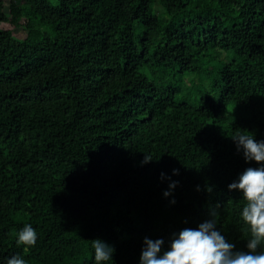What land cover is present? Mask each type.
Listing matches in <instances>:
<instances>
[{"label": "trees", "instance_id": "16d2710c", "mask_svg": "<svg viewBox=\"0 0 264 264\" xmlns=\"http://www.w3.org/2000/svg\"><path fill=\"white\" fill-rule=\"evenodd\" d=\"M0 25V264H95L97 237L139 264L146 236L214 214L247 250L228 185L258 162L231 136L264 139V0H0ZM215 59L211 90L187 89Z\"/></svg>", "mask_w": 264, "mask_h": 264}, {"label": "clouds", "instance_id": "9594fccd", "mask_svg": "<svg viewBox=\"0 0 264 264\" xmlns=\"http://www.w3.org/2000/svg\"><path fill=\"white\" fill-rule=\"evenodd\" d=\"M237 149L243 152L247 161H256L258 166H249L238 178L229 183L230 190H239L243 201L239 216L248 226L246 249H237L217 227L215 214L201 222L197 227H184L173 232L166 241L163 237L144 238L139 264H264V139H257L250 129L237 130L231 136ZM152 156L145 153L142 163H148ZM174 174L180 169L174 168ZM161 178L169 179V187L164 190L165 197L172 193L179 183L166 172ZM175 203V197H172ZM38 231L31 223L19 229L17 243L25 246L35 245ZM95 264H108L114 259L115 246L100 237L92 239ZM6 264H29L20 253L7 258Z\"/></svg>", "mask_w": 264, "mask_h": 264}, {"label": "rangeland", "instance_id": "374dc122", "mask_svg": "<svg viewBox=\"0 0 264 264\" xmlns=\"http://www.w3.org/2000/svg\"><path fill=\"white\" fill-rule=\"evenodd\" d=\"M18 0H4L5 2V10L6 12H9V7L10 5L13 3V2H17ZM157 12L158 13H162L163 12V9L158 5L157 6ZM0 27H3V25H0ZM16 37L20 40H23L25 39L26 37V32L23 31L22 29L21 30H18L16 32ZM221 57H223L221 55ZM218 59H215L213 61H210V63L208 65L205 66V69H206V73L204 72L203 74V77L207 78L206 82L202 83V80L200 78V75H191V76H188L186 79H185V85H186V88L187 89H192L194 87H196V90L198 88V96H202L205 89L207 90H211L212 88V85H213V81H214V76L211 74V72L217 67L219 66L216 61Z\"/></svg>", "mask_w": 264, "mask_h": 264}]
</instances>
